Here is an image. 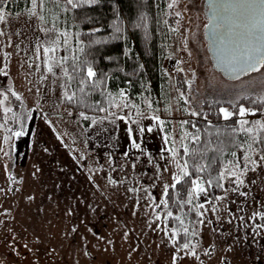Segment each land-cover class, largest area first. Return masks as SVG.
I'll return each instance as SVG.
<instances>
[{"label": "rangeland", "instance_id": "1", "mask_svg": "<svg viewBox=\"0 0 264 264\" xmlns=\"http://www.w3.org/2000/svg\"><path fill=\"white\" fill-rule=\"evenodd\" d=\"M204 2L167 0L176 31L163 62L168 98L137 106L120 88L114 109L88 126L85 113L63 103L62 35L44 19L40 1L3 10L0 264H264L260 150L243 148L222 168L215 199L195 179L205 189L193 192L203 215L185 221L188 248L175 244L176 230L165 222V194L182 173L188 121L206 100L225 103L228 119L235 117L231 103L264 101V67L237 78L214 67ZM241 107L247 129L264 134V108Z\"/></svg>", "mask_w": 264, "mask_h": 264}, {"label": "trees", "instance_id": "2", "mask_svg": "<svg viewBox=\"0 0 264 264\" xmlns=\"http://www.w3.org/2000/svg\"><path fill=\"white\" fill-rule=\"evenodd\" d=\"M39 1L44 19L62 35L64 54L58 52L57 60L66 67L63 103L69 111L85 113L86 126L96 116L114 109L120 88L128 91L137 106L146 105V101L154 106V102L160 104L161 99L168 98V74L163 62L176 31L167 0H73L75 7L68 0ZM29 3L30 0H3L0 7L18 12ZM89 68L95 76H87ZM254 99L246 96L231 103L235 112L231 119H224L220 111L225 103L206 100L199 117L188 121L187 152L180 145L179 154L190 175L171 184L165 194V206L172 214L166 215L165 222L175 228L177 246L188 237L183 229L185 221L201 219L192 181L203 180L209 196L215 199L222 190L220 172L229 161L243 148L264 153L262 131H247L238 118L243 105L259 106L258 111L264 108V101ZM10 100L15 105L20 102L14 93Z\"/></svg>", "mask_w": 264, "mask_h": 264}, {"label": "water", "instance_id": "3", "mask_svg": "<svg viewBox=\"0 0 264 264\" xmlns=\"http://www.w3.org/2000/svg\"><path fill=\"white\" fill-rule=\"evenodd\" d=\"M204 6L208 19L204 32L214 67L229 78L252 72L241 68H247L243 55L255 45L252 33L260 26L258 0L256 7L243 0H205Z\"/></svg>", "mask_w": 264, "mask_h": 264}, {"label": "snow or ice", "instance_id": "4", "mask_svg": "<svg viewBox=\"0 0 264 264\" xmlns=\"http://www.w3.org/2000/svg\"><path fill=\"white\" fill-rule=\"evenodd\" d=\"M244 3H247L249 7H256L257 6V0H243ZM69 4H73V0H68ZM3 4V0H0V5ZM33 6H36V0H33ZM76 5L73 4V7ZM258 6L260 8V15H261V22L258 31L252 33L253 40L255 41V45L248 51H246L243 55V63L247 65V68H241L242 71L247 70H259V67H264V0H258ZM3 13L2 7H0V21H3L5 19ZM52 50V49H49ZM235 61V57L233 58ZM238 63V61H237ZM259 66V67H258ZM49 71H51V68H49ZM87 76L92 77L95 76V73L89 68L87 70ZM69 100L72 99L71 96L67 97ZM223 113V116L225 119L230 118L233 114L229 112L227 109L222 108L220 110ZM248 110L241 107L239 109V115L244 116ZM193 115H196V113H193ZM247 123L246 121H241V125ZM261 128H264V124L260 125ZM247 131H252V129H247ZM21 133H16L17 136H19ZM194 139H198V137H195ZM185 151L187 152V148L185 146ZM261 160H264V156L260 157ZM181 167L182 176H176L174 177V180L176 183H180L184 176H189L190 173L187 171L186 162L185 165H178ZM200 171L203 170V168L199 169ZM223 175V173H221ZM192 183L195 185L193 188V192H203L205 189L200 186V183L196 180H193ZM210 184L211 181H208ZM175 187V185H173ZM191 202V199H189V203ZM202 207V205H201ZM169 216H171V212L168 213ZM201 215H203L201 213ZM176 219H180L179 217H176ZM183 223V221H181ZM185 232H187V229H185ZM184 248H188V244L183 245ZM195 255V253H193Z\"/></svg>", "mask_w": 264, "mask_h": 264}]
</instances>
